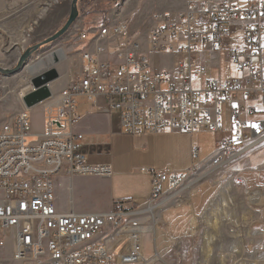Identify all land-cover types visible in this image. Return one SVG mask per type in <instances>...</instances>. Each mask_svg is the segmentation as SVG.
<instances>
[{
	"label": "built area",
	"instance_id": "obj_1",
	"mask_svg": "<svg viewBox=\"0 0 264 264\" xmlns=\"http://www.w3.org/2000/svg\"><path fill=\"white\" fill-rule=\"evenodd\" d=\"M185 1L186 9L174 16L157 13L146 40L131 31L122 13L118 21L89 30L75 24L71 35L79 61L66 85L42 103L44 134L37 142H28L33 107L25 106V95L18 113L0 112V249L12 247L13 262L142 264L144 237L164 226L166 210L189 203L200 191L195 182L202 169L201 175H213L250 151L247 143H264V0L245 7L231 0ZM201 47L219 58L224 54L238 74L211 76L197 58ZM149 52L181 57L173 69L156 70ZM81 98L118 113L130 134L206 131L222 138L202 166L142 168L151 178L142 204L117 201L105 213L61 211L56 178L113 175L110 164L92 163L81 152ZM89 235H98L97 244L82 248Z\"/></svg>",
	"mask_w": 264,
	"mask_h": 264
},
{
	"label": "rangeland",
	"instance_id": "obj_2",
	"mask_svg": "<svg viewBox=\"0 0 264 264\" xmlns=\"http://www.w3.org/2000/svg\"><path fill=\"white\" fill-rule=\"evenodd\" d=\"M71 1L0 0V67L8 71L6 74L0 72L2 117L15 115L20 111V92L32 84L35 76H40L38 70L48 67L49 70L43 74L51 70L57 72V78L49 82L50 85L52 83L49 89L51 92H58L72 77L69 69L79 61L74 50V35H71V31L75 29L70 28L61 38L43 45L46 39L58 33L67 22ZM147 1L80 0L77 5L79 18L75 24H78L81 30L97 28L104 22L114 23L122 12L131 31L146 40L153 17L159 13L157 6L152 8ZM176 4L178 5V2ZM36 45L40 46L34 50ZM27 51H30V55L24 65L15 73H9L18 67L21 57ZM57 51H62L63 56L59 58L52 55L49 59V56ZM198 51L197 58L211 76L225 78L238 74L226 64L224 54L219 58L217 53L206 52V47H201ZM148 54L151 60L152 53ZM163 55L171 65L181 57H173L172 52ZM187 58L188 56H183L184 61H187ZM40 59L43 60V65L36 67L34 63ZM113 113L117 115L116 112ZM29 115L33 134L28 138V142H37L40 135L35 132L44 133L43 107H33ZM227 124L228 115L225 112L224 127H227ZM193 133L194 148L198 150L194 152V166H202L216 155V145L222 135L202 131ZM137 147L138 149L131 146L128 153L135 173L140 172L143 167H153L149 161L150 154L141 146ZM247 150L251 151L240 156L228 167L215 170L213 175L203 176L202 181L206 182L203 187L214 185L215 188H210L212 192L217 190V195L197 219L196 226L193 230L191 228L187 239L178 241L171 248L156 250L153 234L145 238L143 261H147L146 264H264V196L257 204L250 201L256 196L264 195V143L251 149H248L247 144ZM239 165L240 172L237 168ZM203 171L204 169L198 176L204 174ZM210 236L212 242L208 247L206 242ZM157 247H160L158 242ZM6 249H0V264H17L11 260L12 248L8 246Z\"/></svg>",
	"mask_w": 264,
	"mask_h": 264
},
{
	"label": "crops",
	"instance_id": "obj_3",
	"mask_svg": "<svg viewBox=\"0 0 264 264\" xmlns=\"http://www.w3.org/2000/svg\"><path fill=\"white\" fill-rule=\"evenodd\" d=\"M174 1H177L178 5ZM231 1L245 7L251 0ZM147 4L152 8L156 5L158 12L167 16H174L186 8L185 0H148ZM154 24L153 17L147 36ZM172 54L173 57L180 56L175 52ZM151 60L156 70H171L178 61L171 65L165 59V55L161 54H152ZM41 106L44 109V105ZM78 113L82 117L77 127L78 132L83 135L82 154L90 162L110 164L113 175L110 178L75 176L68 179L61 176L55 179L56 204L61 211L78 214L105 213L110 211L117 201L144 203L150 194L151 178L139 171L133 172L134 165L128 157L131 146L137 149V146H141L150 154L149 161L152 162L150 165L153 167L147 169L162 170L170 167L176 171H185L194 166V152L197 148H194L193 132L130 134L121 127L118 113V116L113 112L108 113L104 103L100 108H96L85 98L79 100ZM35 134L42 137L44 133L35 132ZM240 167V165L237 167L238 171ZM205 183L200 185L199 193H196L189 203L164 212V226L157 229L152 236L153 241L156 242H154L156 250L171 248L178 241L189 237L191 228L192 230L195 228L197 219L203 215L217 195V190L212 192L210 188H215L214 185L203 187ZM146 237L148 236L144 237L143 248L144 245L146 247L144 242ZM157 242L160 244L159 248ZM146 263L148 262L144 261L143 264Z\"/></svg>",
	"mask_w": 264,
	"mask_h": 264
},
{
	"label": "water",
	"instance_id": "obj_4",
	"mask_svg": "<svg viewBox=\"0 0 264 264\" xmlns=\"http://www.w3.org/2000/svg\"><path fill=\"white\" fill-rule=\"evenodd\" d=\"M80 0H72L71 1V10H70V15L69 18L67 20V22L65 23V25L63 26V28L56 33L55 35H53L52 37L46 39V41H44V44H48L51 43L59 38H61L62 36H64L70 28H72L75 24V22L77 21V19L79 18V13H78V2ZM107 1H113V2H120L122 0H107ZM40 45H36L33 49L36 50L38 49ZM30 55V51H27L20 59V63L18 65V67L16 69H14V71H9V73H15L17 70H19L23 65L24 62L27 60V57ZM0 72H3L6 74V72H8L6 69H3L0 67ZM57 72L55 70H51L50 72H48L47 74H44L42 76H39L37 78L33 79L32 84L38 88L40 85L45 84V83H49L50 81L54 80L57 78ZM24 104L26 107L28 108H32L35 107L39 104H41L43 101L47 100L50 96H51V91L49 90V88L43 87L41 89H37L36 91L32 92L31 89L26 88L24 90Z\"/></svg>",
	"mask_w": 264,
	"mask_h": 264
},
{
	"label": "bare ground",
	"instance_id": "obj_5",
	"mask_svg": "<svg viewBox=\"0 0 264 264\" xmlns=\"http://www.w3.org/2000/svg\"><path fill=\"white\" fill-rule=\"evenodd\" d=\"M119 17H121V14L119 15ZM118 17V18H119ZM52 55H54V56H56V57H61V56H63V53H62V51H57V52H55V53H53V54H51V56H49V59L52 57ZM52 63V62H51ZM39 64V65H38ZM34 65H36V67L37 66H40V65H43V60L42 59H40V60H37L35 63H34ZM49 70V68L48 67H45L44 69H42V70H38V75H40V76H42V74L45 72V71H48ZM37 74V73H36ZM37 75V76H38ZM44 75V74H43ZM33 76H35V75H33ZM39 77V76H38ZM34 78H37L36 76L34 77ZM33 78V79H34ZM33 79H32V81L31 82H33ZM33 87H32V86ZM30 86H28L27 88H29V89H31V91L32 92H34V91H36L37 89H41V88H43V87H46V88H49V89H51V87H52V83H51V85L49 84V83H45V84H42V85H40L38 88H36L33 84H31ZM26 89V88H25ZM25 89H23L21 92H20V98L22 99L23 97H24V90ZM52 93V92H51ZM53 94H51V96H52ZM46 102V100L45 101H43L42 103L44 104ZM42 103L41 104H39V105H42ZM43 111H44V109H43ZM202 132H206V131H202ZM210 133H212V132H210ZM248 144V149H251V148H254L255 147V143H247ZM251 151V150H250ZM221 172V171H220ZM202 179H203V175H200V177H198V180L195 182V187H196V189H199L200 188V185H202L203 184V182H202ZM200 190V189H199ZM194 192V191H193ZM196 192H198V191H196ZM195 193V192H194ZM193 193V194H194ZM199 193V192H198ZM192 194V195H193ZM196 195V194H195ZM264 195H260V196H256V197H254V198H252L250 201H251V203H254V204H257V203H259L260 201H261V199H262V197H263ZM97 242H98V235H89L88 236V239H85L84 241H82V248H91V247H93L94 246V244H97ZM211 242H212V237L210 236V237H208V239H207V242H206V245L209 247L210 246V244H211ZM9 246V245H8ZM7 246V247H8ZM12 248V247H11ZM144 262V261H143Z\"/></svg>",
	"mask_w": 264,
	"mask_h": 264
},
{
	"label": "snow or ice",
	"instance_id": "obj_6",
	"mask_svg": "<svg viewBox=\"0 0 264 264\" xmlns=\"http://www.w3.org/2000/svg\"><path fill=\"white\" fill-rule=\"evenodd\" d=\"M232 107L238 109L239 106L234 104ZM246 126L254 128L257 132H259L261 130L260 126L258 124H249V125H246Z\"/></svg>",
	"mask_w": 264,
	"mask_h": 264
},
{
	"label": "trees",
	"instance_id": "obj_7",
	"mask_svg": "<svg viewBox=\"0 0 264 264\" xmlns=\"http://www.w3.org/2000/svg\"><path fill=\"white\" fill-rule=\"evenodd\" d=\"M106 23H108V22H106Z\"/></svg>",
	"mask_w": 264,
	"mask_h": 264
}]
</instances>
